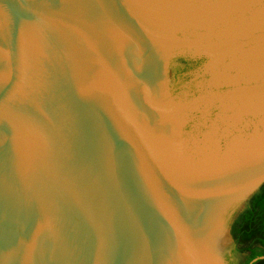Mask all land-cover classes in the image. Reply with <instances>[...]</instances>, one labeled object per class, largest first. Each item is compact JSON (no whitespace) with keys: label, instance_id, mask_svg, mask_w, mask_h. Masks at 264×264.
<instances>
[{"label":"water","instance_id":"obj_1","mask_svg":"<svg viewBox=\"0 0 264 264\" xmlns=\"http://www.w3.org/2000/svg\"><path fill=\"white\" fill-rule=\"evenodd\" d=\"M263 185L264 0H0V264H235Z\"/></svg>","mask_w":264,"mask_h":264},{"label":"trees","instance_id":"obj_2","mask_svg":"<svg viewBox=\"0 0 264 264\" xmlns=\"http://www.w3.org/2000/svg\"><path fill=\"white\" fill-rule=\"evenodd\" d=\"M232 235L235 240L232 253L240 252L247 255L243 264L264 257V185L234 222ZM228 261L229 264H233L230 259ZM254 264H264V259Z\"/></svg>","mask_w":264,"mask_h":264},{"label":"rangeland","instance_id":"obj_3","mask_svg":"<svg viewBox=\"0 0 264 264\" xmlns=\"http://www.w3.org/2000/svg\"><path fill=\"white\" fill-rule=\"evenodd\" d=\"M245 206H247V203L246 202H244L243 204H242V206L239 208V210L236 212V214L233 216V218L231 219V221L234 219V217L237 215V214H239L240 215V213H242L244 210V207ZM243 210V211H242ZM230 224H231V222H230ZM230 224H229V226H230ZM234 248H235V246L234 245H232L231 246V250H232V252H233V250H234ZM233 254V253H232ZM233 258H234V262H235V264H243L245 261H246V259H247V255L245 254V253H240V252H235L234 254H233Z\"/></svg>","mask_w":264,"mask_h":264},{"label":"flooded vegetation","instance_id":"obj_4","mask_svg":"<svg viewBox=\"0 0 264 264\" xmlns=\"http://www.w3.org/2000/svg\"><path fill=\"white\" fill-rule=\"evenodd\" d=\"M247 208V207H246ZM235 246V245H234Z\"/></svg>","mask_w":264,"mask_h":264}]
</instances>
